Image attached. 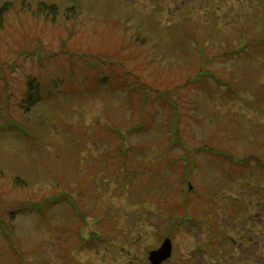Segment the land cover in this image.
<instances>
[{"label": "rangeland", "instance_id": "obj_1", "mask_svg": "<svg viewBox=\"0 0 264 264\" xmlns=\"http://www.w3.org/2000/svg\"><path fill=\"white\" fill-rule=\"evenodd\" d=\"M23 1L0 0V264H150L167 235L162 264H264V0ZM223 223L236 245L199 253Z\"/></svg>", "mask_w": 264, "mask_h": 264}, {"label": "trees", "instance_id": "obj_2", "mask_svg": "<svg viewBox=\"0 0 264 264\" xmlns=\"http://www.w3.org/2000/svg\"><path fill=\"white\" fill-rule=\"evenodd\" d=\"M22 3L24 5L25 1L22 0ZM12 4L10 2H5L2 6H0V23L3 21V15L5 13H7L11 8H12ZM27 9L31 10L32 14H35L37 16H43L45 19L51 20L53 21L57 15L60 14V11L54 6V5H49L45 2H39L37 4H35V6H32L31 4H26ZM34 8V10L32 11V9ZM77 6L73 5L70 8L66 9L63 11V13L67 16V17H74L77 14ZM206 77H208L205 72H201L199 73V77L196 79V84L198 86V84L200 83V81L202 79H205ZM122 78V76H121ZM125 78H122V82L124 83L123 85L126 84V81H124ZM36 80H28L27 81V86L25 89V93H24V97L21 99V107H23V109H25V111H28L29 105L33 104L34 102L38 101L40 99V95L38 93V84L36 83ZM163 100L162 97H160L161 99V103H166L167 106L170 108V110L172 111L171 113H174L175 117L178 115V111L176 112V104L174 103V99L171 97L170 94H163ZM169 98V99H166ZM176 112V114H175ZM170 113V115H171ZM172 117V120H176L177 123V117ZM174 120V121H175ZM144 123H141L140 125H142ZM172 137V136H171ZM173 139V138H172ZM175 140V139H174ZM17 180H15V184H17L16 182ZM49 204L50 201L46 200L45 202L42 203H27L26 205L24 204V206H21L19 209H17V211H27L29 212L30 210H34L36 213H39L40 215H44V211L46 207H50V205L46 206L44 208V204ZM44 210V211H43Z\"/></svg>", "mask_w": 264, "mask_h": 264}, {"label": "flooded vegetation", "instance_id": "obj_3", "mask_svg": "<svg viewBox=\"0 0 264 264\" xmlns=\"http://www.w3.org/2000/svg\"><path fill=\"white\" fill-rule=\"evenodd\" d=\"M206 222H207L206 224H211V222H209V220H206ZM218 226H219V228L217 229V233L212 232L211 235H207L205 244L197 245V251L199 253H205V251L203 249H205L207 252H216L217 253L216 245L213 246L214 242H216V244L219 243L220 248H221L220 252L223 253L224 250L222 249L221 245L223 244L225 239L229 242L230 246L236 245L235 244L236 243V239H235L234 235L231 234V233H228V226L226 224H224V223L220 224ZM246 227H248V226L245 225L243 227L244 231L246 230ZM247 231H250V227H248ZM235 236L238 237V235H235ZM238 238H240V237H238ZM238 240H240L241 243L246 246V250L243 249L242 251L243 252H247L249 239L247 241L244 240V238H241V239H238ZM211 249H215V250H211ZM238 253H239L238 250H236L235 251V256H231L230 255L232 257V260L230 262L226 261L228 256L224 255V257H223L224 259L219 260L217 257L214 258L212 256L214 254L213 253L212 255H208V257L210 258L209 261H200L198 264H250V263H243L244 261H242V258H238L236 260V258H237L236 256L238 255Z\"/></svg>", "mask_w": 264, "mask_h": 264}, {"label": "water", "instance_id": "obj_4", "mask_svg": "<svg viewBox=\"0 0 264 264\" xmlns=\"http://www.w3.org/2000/svg\"><path fill=\"white\" fill-rule=\"evenodd\" d=\"M171 241L169 238H165L161 245L148 253V261L150 264H161L168 259L171 255Z\"/></svg>", "mask_w": 264, "mask_h": 264}]
</instances>
